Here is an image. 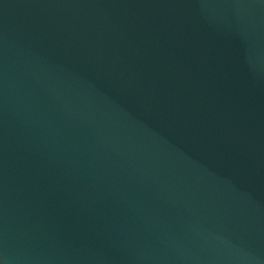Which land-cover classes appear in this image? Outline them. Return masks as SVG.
I'll list each match as a JSON object with an SVG mask.
<instances>
[{"label":"water","instance_id":"obj_1","mask_svg":"<svg viewBox=\"0 0 264 264\" xmlns=\"http://www.w3.org/2000/svg\"><path fill=\"white\" fill-rule=\"evenodd\" d=\"M0 264H264V0H0Z\"/></svg>","mask_w":264,"mask_h":264}]
</instances>
